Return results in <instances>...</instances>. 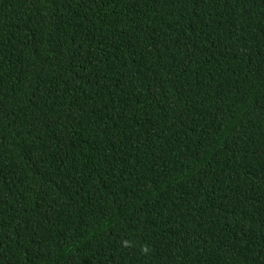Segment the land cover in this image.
<instances>
[{
  "label": "trees",
  "instance_id": "obj_1",
  "mask_svg": "<svg viewBox=\"0 0 264 264\" xmlns=\"http://www.w3.org/2000/svg\"><path fill=\"white\" fill-rule=\"evenodd\" d=\"M0 264H264V0H0Z\"/></svg>",
  "mask_w": 264,
  "mask_h": 264
}]
</instances>
